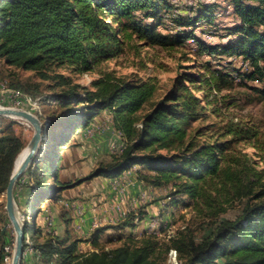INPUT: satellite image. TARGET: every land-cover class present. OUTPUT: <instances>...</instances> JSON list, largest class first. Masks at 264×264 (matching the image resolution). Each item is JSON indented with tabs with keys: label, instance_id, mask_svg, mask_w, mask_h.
I'll return each mask as SVG.
<instances>
[{
	"label": "trees",
	"instance_id": "1",
	"mask_svg": "<svg viewBox=\"0 0 264 264\" xmlns=\"http://www.w3.org/2000/svg\"><path fill=\"white\" fill-rule=\"evenodd\" d=\"M230 2L238 21L233 28L236 36L221 46H209L196 38L193 30L168 31L170 26L177 27L179 19L194 25L208 16L203 10H198L194 16L189 14L181 18L178 14L173 18L170 14L174 7L167 0H0V58L8 66L32 70L44 79L51 66H68L74 72L89 71L95 64L122 53L124 40L132 35L148 45L161 47L181 45L188 39H194L208 52H215L218 47L222 54L247 60L251 70L244 77L261 81L264 79V0ZM152 7L156 8V16L151 13L141 19L135 17L137 11L141 13ZM189 12L193 13V10L189 8ZM164 15L172 19L169 21L172 24L164 22ZM202 66L211 70L210 79L203 81L202 75L197 78L189 71L197 65L183 66L188 70L180 71L171 89L140 118L137 112L155 89L151 80L115 82L111 75H106L94 83L96 90L90 91L76 83L69 85L65 77L59 76L67 88L54 94L52 99L63 105L81 104V110L48 121L45 149L38 159L41 165L37 161L38 164L27 169L18 181L30 174L35 196L42 194V201L46 198L56 200L65 187L95 176L118 177L139 165L154 172L144 175L150 184L161 186L171 183V188H177L175 194H186L188 201L184 206L192 205L196 213L206 219L209 233L196 240L187 230L174 238L170 245L154 236H147L141 238L134 249L121 246L83 253L81 257L75 254L78 239L68 242L46 233L45 239L37 242L29 236L33 241V252L39 258L38 264H163L156 261L154 253L159 251L163 254L171 248L180 253V264H264V170H257L255 163L248 162L240 151L236 153L233 149L238 140L256 137V131L227 122L220 129L219 140L207 144H199L196 140L199 130L191 136L188 134L192 124L204 115L202 99L192 92L193 84L206 82L209 87L213 84L219 89L218 81H225L222 79L225 76H221L209 63ZM15 76L14 73L9 74L11 79L14 77L9 86L36 97L40 84L17 80ZM228 78L233 79L231 75ZM256 89L264 100V85ZM105 109L110 111L115 128L123 136L121 153L113 154L112 162H100L88 175L74 183L58 181L56 163L50 190L46 152L56 148L58 158L61 145L70 140L71 134L81 127L90 126ZM3 119L0 116V120ZM137 121L140 128L136 127ZM1 131L0 190L5 191L14 160L24 148V143L12 124H7ZM178 179L184 181L177 182ZM236 201L242 207L234 220L217 219L226 205ZM129 218L106 227L135 225ZM30 225H24L25 234ZM33 227L35 238L39 228ZM104 229L96 228L91 232L88 240L93 247L98 245L99 234ZM5 234L0 229V264H3V245L8 243ZM23 245L25 249V241Z\"/></svg>",
	"mask_w": 264,
	"mask_h": 264
},
{
	"label": "rangeland",
	"instance_id": "2",
	"mask_svg": "<svg viewBox=\"0 0 264 264\" xmlns=\"http://www.w3.org/2000/svg\"><path fill=\"white\" fill-rule=\"evenodd\" d=\"M152 8L153 9L151 10H143L141 13L137 11L135 17L141 19L151 13L156 16V8ZM189 8L193 10V13L189 12ZM174 9L177 11H173V13L170 14L173 18L178 14L181 18L188 17L189 14L194 16L198 10H203L202 12L207 14V18L202 17V19L195 22L194 25L191 22L188 23L179 19L180 21L176 22V25L177 27L182 28H176L178 31L186 29L193 30L194 36L209 46H221L236 36L233 35V28L238 21L233 13V7L230 0H178L177 6H175ZM107 20L111 22V18H108ZM170 20L172 19H170L169 16L164 15V22L168 23ZM143 22L146 23V21ZM160 30L165 31L163 28ZM123 48L122 53L118 56L95 64L89 71L74 72L68 66H51L47 71V77L44 79L40 78V76L32 70H23L8 66L4 60L0 58V84L2 83L9 88H13L9 86L10 80H14V77H12L13 79L9 77L10 73H14L17 80H29L40 84L39 93L36 97L31 95L38 104V109H34L32 113L35 114L41 122H45L46 120H52L53 118L66 116L70 112H78L81 110V104L72 102L68 105H63L59 101H54L52 99L54 94L67 88L62 85V83H64L61 82L62 77H65V82L69 83V85L76 83L88 88L90 91L96 90V85H94V83L101 78H105L106 75H111V77L115 79V82L140 83L142 81L151 80L155 85V89L151 97L137 112V116L140 118L150 111L154 104L171 89L173 80L179 72L188 70L183 66L197 65L198 68L194 67L189 69V71L194 73V75H197V78L198 75H202V80L204 81L205 79H210L211 70H207L202 65L204 63H209L214 70L220 72L221 76H225V78H222L225 81L224 83H221V80L218 81L219 89L213 84L209 87L206 82L193 84L192 92L198 98L202 99L201 104L204 106V115L200 120L195 121L192 124L188 133L189 136H191L195 130H199L200 134L196 136V140L199 144H207L213 143L215 139L219 138V133L221 132L220 129L227 124V122L238 124L243 128H251L253 131H256V137L250 136L249 138L238 140L233 145V149H236V153L240 151V155H243L245 159L247 158L248 162L255 163L257 170H264V100L259 97L256 89L264 85V79L261 81H251L244 77L245 74L251 70L247 60L240 56H228L222 54L218 47L215 52H208L203 50L196 41H191L190 39L183 42L181 45L161 47L157 45H148L144 41L139 40L135 35H132L124 40ZM229 74L233 79L228 78L230 76ZM59 76H61V78ZM101 112H104L105 115L102 117L101 121L99 120V123L95 125L103 127L104 131L102 130L100 132L96 129L95 132H92V135H87V127H81L71 134L70 140H68L67 143L61 146L64 147L66 144L74 146L77 145L76 138L88 137L90 141H96L97 143L102 142L103 139H105V146L109 148L111 143L114 142L112 137L110 141L108 140L109 134L111 135V133L114 132L119 134L120 132L115 128L113 119L108 120L107 117H105L108 116L107 113L110 111L105 109ZM4 118L5 119L0 120V135H2L1 130L10 123L12 124L15 133L22 139L25 147L32 136V126L27 121L20 118ZM136 127H141L139 121L136 122ZM68 129L69 127H67L66 132ZM76 134H80L81 137ZM119 137L122 138V134ZM122 142L124 141L122 140ZM110 150L104 155L108 157L105 158L107 161H103L102 163L107 164L112 162L111 157L116 153H113L112 149ZM46 155L49 157L48 173L50 176L47 185L51 190L53 187V175L57 163L56 148L52 151L46 152ZM38 162H40V166L41 161ZM34 166L31 165L29 168L32 169ZM139 169L142 171L140 174L143 178L144 175L149 176L154 174L153 171L144 167H139ZM29 176L30 174L22 177L16 182L14 186V199L18 213L26 214L29 211L28 208L31 207L30 220L32 222L34 214L35 216H39L38 212L41 211V204L39 203L43 202V199L41 200L42 194H37L35 196V190L33 191ZM183 181L184 179L177 180V182ZM143 183L146 188L144 191H146L148 197L144 203H140L138 207H129V209L126 210V217H130L132 219L131 222L136 225L130 227L126 226L124 228H108L106 226L115 225L121 220L110 222L108 217L102 220L99 219V225L97 228L104 227L105 229L99 234L98 245L95 247L91 245L95 250L100 252L102 250H112L121 246H127L134 249L140 244L139 240L147 236H154L161 242H166L170 245L174 238L184 234L187 230L191 231L196 240H200L203 236L209 233L210 227L206 224V219L200 214L198 215L192 205L184 206V202L188 201V197L183 193L175 194L174 190L177 189L176 186L175 189L171 188V183L154 186L145 178L143 179ZM94 186L102 187L100 184H94ZM150 187H157L159 189L155 194ZM157 200L162 201L161 209L156 210L154 217L146 218L143 216L142 214L146 212L139 209H144L145 206L150 205ZM52 201L56 202L57 199H52ZM61 205L62 207L56 212L59 220H57V224L60 228L61 234L59 236L56 235L53 229H50V233L48 234L56 235L60 240L67 239L68 242L78 239L79 242L75 254L79 257L83 255V253H78L77 251L79 246H85L83 247L86 249V253L84 254L93 252L90 251L88 247V243L91 244L88 239H90L92 234L84 235L81 226L76 225L74 222L73 204L69 203V206H65L61 203ZM241 207V203L238 201L226 205L225 210L218 215L217 219L227 218L234 220L240 213ZM40 216L43 219V214ZM80 216H82V214ZM136 216L139 218L137 222L134 220V217ZM52 217L53 216L51 215V218ZM24 223L27 224L26 222ZM57 224L52 218L51 226L49 228L53 226L56 230ZM0 229L6 233V241H8V243H13L14 245L15 232L5 210V191L2 190H0ZM34 232L33 224H31L27 233L30 237L32 236L33 239L39 242L37 238H34ZM89 232L90 231L88 230V233ZM45 237L46 236H44V239ZM129 238H133V240H130ZM171 249L163 254H159V251H156L154 253L156 254V257L154 256L157 259L156 261L162 262L163 264H180L181 258L179 252L176 253V262L169 257ZM25 254L23 253V256Z\"/></svg>",
	"mask_w": 264,
	"mask_h": 264
},
{
	"label": "crops",
	"instance_id": "3",
	"mask_svg": "<svg viewBox=\"0 0 264 264\" xmlns=\"http://www.w3.org/2000/svg\"><path fill=\"white\" fill-rule=\"evenodd\" d=\"M104 115L105 113L101 112L94 118L92 124H98L99 120L101 121ZM76 135L79 136L80 134ZM119 136L120 135L116 132L111 133V135L109 134L108 140L110 141L111 137L114 140L109 148L105 146V139H103L102 142L97 143L96 141H90L88 137L76 138L77 145L73 146L66 144L64 147L62 146V148L58 151L59 157L57 158V167L59 168L58 181L65 183L78 182V180L85 177L94 168H96L100 162H106L107 160H105V158L108 157L104 156L105 153L111 149L113 144H120L122 142V139ZM139 167V165H135L131 170L124 172V174L118 177L110 178L97 176L95 178H91L90 180H86L75 185H70L62 189L60 198L57 199L56 202H53L51 198H46L43 202H41V204L47 206L48 210L53 216V221L56 224L58 220V214H56V212L60 207H62V201H67L75 205H81L84 210L82 216L78 215L73 209V216L75 219L74 222L76 225L81 226L84 235H88L91 222L94 219L102 220L114 215L116 204H119L122 209L128 210L129 207H138L140 203H144V201L138 199L140 193L146 189L142 180V175L140 174L142 171L139 169ZM94 184H100L102 187H96ZM120 184L125 186V193L121 202L119 201L117 190ZM150 189L156 194L159 188L150 187ZM161 202L162 201L157 200L152 204L145 206L144 209L141 208L139 210L146 212L142 214L146 218L154 217L156 210L161 209ZM41 214H43V219L40 216ZM45 214L46 213L41 210L38 212L39 216H35L34 214L32 219L33 221L31 222V224L39 228V231L35 236L39 242L44 240L46 233H50V229H53L55 234L58 236L61 234L58 224L56 225V230L53 226L51 228L47 227L45 222ZM23 261L26 264H38L39 258L35 252H26V254L23 256Z\"/></svg>",
	"mask_w": 264,
	"mask_h": 264
},
{
	"label": "built area",
	"instance_id": "4",
	"mask_svg": "<svg viewBox=\"0 0 264 264\" xmlns=\"http://www.w3.org/2000/svg\"><path fill=\"white\" fill-rule=\"evenodd\" d=\"M170 4H172L174 7L177 6L178 0H167ZM174 12H176L177 10H173ZM174 15V14H173ZM168 23H170L168 21ZM172 24V23H170ZM178 29H181L182 27H177ZM177 28H172V26L169 27V32H175L176 30H178ZM180 31V30H179ZM191 41H195L194 39H190ZM0 107H13V108H18V109H24V110H28L30 112H32L34 109H38V104L36 102V100L28 93L23 92L19 89H14V88H9L6 85H3L2 83L0 84ZM108 120H112V114L110 112H108V116H106ZM49 121V120H47ZM97 130H99L100 132L103 130V127H99V125H95L94 123L91 124L90 126L87 127L86 132L88 133L87 135H92V132H95ZM119 135H121L119 133ZM124 147L123 142H121L120 144H113L111 146L112 152L113 153H121L122 149ZM129 171V170H128ZM126 172V171H125ZM124 174V173H123ZM30 183L31 185H34V181L32 180V178H30ZM122 184V183H121ZM119 185L117 190H118V197H119V201L121 202L123 200V196L125 193V186L124 185ZM34 191V188H33ZM147 193L146 191H143L140 193L139 196V200L145 201L147 198ZM63 205L65 206H69V202L67 201H62L61 202ZM164 204V202H163ZM41 210H43L46 214H45V221L47 224V227L49 228L51 226V222H52V218H51V213L48 210L47 206L44 204L40 205ZM73 208L76 210V212L78 214H83V207L81 205L78 204H73ZM29 211L26 214H22L20 220L24 223L26 222L28 225L31 224V220H30V210L31 207L28 208ZM126 218V210L122 209L119 204H116L115 206V213L114 215H112L111 217H109V221L110 222H114L115 220H123ZM138 217H134L135 222L138 221ZM25 224V223H24ZM99 225L98 220H93L90 224V228H89V234L95 229L97 228ZM24 241L26 243V248L24 250V254L26 252H33V248H32V239L29 237L28 233L25 234L24 237ZM88 247L90 251H96L91 244L88 243ZM83 247H85L84 245L79 246L77 248L78 253H86V249H84ZM13 250H14V245L13 243H6L3 245V254H2V263L3 264H11L12 262V255H13ZM176 250L171 249L169 252V257L171 258V260H174V262H176ZM20 264H26L23 260H21Z\"/></svg>",
	"mask_w": 264,
	"mask_h": 264
},
{
	"label": "water",
	"instance_id": "5",
	"mask_svg": "<svg viewBox=\"0 0 264 264\" xmlns=\"http://www.w3.org/2000/svg\"><path fill=\"white\" fill-rule=\"evenodd\" d=\"M0 116L20 118L27 121L33 129L32 136L25 146L26 152L20 163L16 165V156L11 175L5 189V210L15 232L14 250L11 264H20L24 253V223L18 216L17 206L14 199V186L25 171L34 166L45 149L46 126L48 121L41 122L32 112L13 107H0ZM43 144V145H42ZM42 146V149H40Z\"/></svg>",
	"mask_w": 264,
	"mask_h": 264
},
{
	"label": "bare ground",
	"instance_id": "6",
	"mask_svg": "<svg viewBox=\"0 0 264 264\" xmlns=\"http://www.w3.org/2000/svg\"><path fill=\"white\" fill-rule=\"evenodd\" d=\"M42 145H43V144H42ZM40 149H42V146H41ZM25 152H26V149H25V147H24V148L19 152V155H18L17 158H16V165H18V164L20 163V161H21V159L23 158ZM18 216H19V218H21L20 212L18 213ZM27 253H28V252H27Z\"/></svg>",
	"mask_w": 264,
	"mask_h": 264
}]
</instances>
